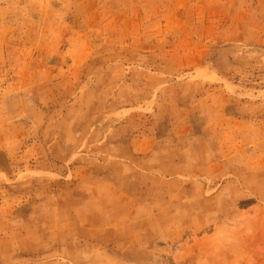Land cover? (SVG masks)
Segmentation results:
<instances>
[{
	"label": "rangeland",
	"instance_id": "1",
	"mask_svg": "<svg viewBox=\"0 0 264 264\" xmlns=\"http://www.w3.org/2000/svg\"><path fill=\"white\" fill-rule=\"evenodd\" d=\"M0 264H264V0H0Z\"/></svg>",
	"mask_w": 264,
	"mask_h": 264
}]
</instances>
